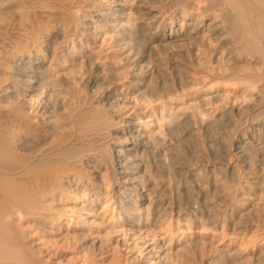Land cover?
I'll return each instance as SVG.
<instances>
[{"label": "rangeland", "instance_id": "374dc122", "mask_svg": "<svg viewBox=\"0 0 264 264\" xmlns=\"http://www.w3.org/2000/svg\"><path fill=\"white\" fill-rule=\"evenodd\" d=\"M8 1L2 40L46 26L53 33L40 34L44 62L0 68V134L25 141H6L14 159L5 166L20 164L24 179L38 166H61L64 178L60 190L19 205L15 227L27 254L4 239L3 252L19 259L0 263L264 264V61L244 50L231 57L203 37L177 44L169 33L161 41L163 28L146 35L157 20L142 17L133 0L119 9L98 0ZM148 3L167 21L175 13L176 0ZM181 14L176 29L192 30L198 11L189 27ZM125 140L134 142L128 158L138 166L129 169L138 171L130 186L114 160Z\"/></svg>", "mask_w": 264, "mask_h": 264}, {"label": "bare ground", "instance_id": "6f19581e", "mask_svg": "<svg viewBox=\"0 0 264 264\" xmlns=\"http://www.w3.org/2000/svg\"><path fill=\"white\" fill-rule=\"evenodd\" d=\"M4 1L6 0H0V21L4 23L5 19L7 20V16L5 15V11L6 10H10L13 6L10 5L8 6L6 9L3 8L2 4L4 3ZM8 1V0H7ZM10 1V0H9ZM8 1V3H9ZM51 1V0H50ZM96 1V0H95ZM124 0H98L96 1L97 5H99V7H112L113 9H119L122 6ZM134 2H138L139 5L141 6L140 9V15H142V17L144 18H148V17H152L155 20H157V23L155 25L149 24L146 26L147 29V33L146 35L152 34L158 30H161L162 28L165 30V35L163 36V38H161V41H166L167 40V35L170 34L171 36V40L173 42H177V44H179V42H183L185 40V36L190 37L194 40H201V38H205L204 41H206L207 39L209 40H213L216 42V44H218L221 47H226L227 51H229V53L231 54V57H233L234 55H236V53L239 50H244L242 51L245 52H251L252 54L257 56V60L258 62L264 61V0H176V7H175V13L173 16H171L170 20L167 21V18L165 15H163L162 13L155 11L154 7L149 4L148 2L151 0H133ZM58 2V1H55ZM7 3V2H6ZM28 3H30L28 1ZM111 3V4H110ZM162 4V3H161ZM51 5V4H50ZM82 5V4H81ZM83 6V5H82ZM18 9V8H17ZM22 9V8H21ZM19 10L18 14H13L15 16H19V13L22 14L20 11L23 10ZM108 9V8H107ZM217 9H220V12L215 13V16H213L212 18H208L209 15H211L214 11H216ZM14 10V8H13ZM26 11V10H25ZM75 11V10H74ZM198 11V18L197 20L194 22V27L192 28V30L186 31L184 29H176V27L174 26V17L177 16L178 14L180 15V13H182V25L184 26H190L192 25V16L193 14ZM16 9H15V13H16ZM13 13V11H12ZM33 13V12H32ZM101 13V12H100ZM103 13V12H102ZM6 14L8 15V13L6 12ZM11 14V13H9ZM25 14V13H24ZM105 14V12H104ZM12 15V14H11ZM10 15V16H11ZM27 15V14H26ZM33 17L34 15L31 14ZM45 15V14H44ZM48 15V14H47ZM99 15V14H98ZM8 15V17H10ZM21 16V15H20ZM24 16V15H22ZM21 16V17H22ZM28 16V15H27ZM114 16V15H113ZM12 17V16H11ZM10 17V20H12ZM14 17V16H13ZM26 17V16H24ZM23 17V18H24ZM17 18V17H15ZM15 18L13 19L14 21H17V19L15 20ZM47 18V17H46ZM53 18V16H51V19ZM22 19V18H21ZM28 19V18H26ZM30 19V18H29ZM77 19V18H76ZM20 20V18H19ZM18 20V21H19ZM44 20V19H43ZM79 20V19H78ZM9 21V20H8ZM23 21V20H22ZM91 21H94V19H91ZM143 21V20H142ZM47 22V21H46ZM72 22V20H71ZM145 22V21H144ZM5 23H7L5 21ZM9 23V22H8ZM12 23V21H11ZM17 24V23H16ZM15 24V25H16ZM23 24V23H22ZM29 24V23H28ZM64 24V23H63ZM67 24V22H66ZM71 24V23H69ZM3 25V24H2ZM11 25V24H10ZM120 25H126L125 22H121ZM5 26H7V24H5ZM13 26V25H12ZM21 26V25H20ZM44 26V25H43ZM57 26V25H56ZM63 26V25H62ZM65 26V25H64ZM10 27V26H9ZM27 27V26H26ZM161 27V28H160ZM29 28V27H28ZM42 28V27H41ZM52 28V27H51ZM69 28V27H68ZM15 29V28H14ZM27 29V28H26ZM2 30V29H1ZM33 30V29H32ZM35 30V29H34ZM58 30V29H57ZM62 31V29H60ZM10 31V30H9ZM13 31V30H12ZM25 31V30H24ZM30 32V30L26 31ZM52 30L48 29L47 26L43 29V31H41L42 35L44 34V36H49L51 34ZM60 32V31H59ZM25 33V34H26ZM41 33H38L35 31V33L32 31V34L30 32V34L28 33L27 36H25V38H20L18 42H13L11 41V43L9 42L11 39H13L14 37H12L11 39L7 41L6 39L2 40L1 39V45L0 46H5L4 42H6V47L5 48H1L0 52L2 53L1 55H3L0 59V68H4L7 67V65L9 64H13L16 63V61L18 60L23 61V60H28L29 58L35 57L39 62L38 63H42L45 61L46 57H44V52H42L41 49V45H40V37H41ZM53 33V32H52ZM74 33V32H73ZM2 34V33H1ZM24 34V35H25ZM1 36V35H0ZM6 36V35H5ZM4 37V36H2ZM9 37V36H6ZM10 38V37H9ZM202 38V39H203ZM43 39V38H42ZM188 39V38H186ZM44 40V39H43ZM4 41V42H3ZM212 41V42H213ZM199 42V41H198ZM16 43H18V45H15ZM206 43V42H205ZM14 44V46H13ZM47 44V43H46ZM203 44V43H202ZM161 45V44H160ZM127 47V46H126ZM155 47V46H154ZM190 47V46H188ZM184 49V48H183ZM214 49V48H213ZM3 50V51H2ZM44 50V49H43ZM213 51V50H212ZM200 53V52H199ZM218 53V52H217ZM227 53V52H226ZM240 53V52H239ZM239 53H237L239 55ZM241 53V55H242ZM246 53V52H245ZM224 54V53H223ZM225 55V54H224ZM250 55V54H249ZM253 56V57H256ZM243 57V56H242ZM54 58V57H53ZM35 59V60H36ZM163 59V57H162ZM255 59V58H254ZM234 61V60H233ZM257 62V63H258ZM31 64V63H30ZM233 64V63H232ZM262 65L264 63H261ZM50 65V64H49ZM260 65V67L262 66ZM11 66V65H10ZM12 67V66H11ZM36 67V66H35ZM163 68V67H162ZM236 68V67H235ZM8 69V68H7ZM30 69V68H29ZM262 69V68H261ZM214 70V69H213ZM31 71V70H30ZM35 71V70H34ZM5 72V71H4ZM26 72V70H25ZM254 72V71H253ZM35 73V72H34ZM33 73V75H34ZM216 73V72H215ZM220 73V72H219ZM32 75V74H31ZM48 75V74H47ZM1 76V75H0ZM35 76V75H34ZM247 77V76H246ZM255 77V76H254ZM258 77V76H257ZM264 77V75H263ZM35 78V77H34ZM45 78V77H44ZM244 78V77H243ZM253 78V77H252ZM261 78V77H258ZM257 79V78H256ZM6 80V79H5ZM8 80V79H7ZM237 81V79H236ZM32 82V81H31ZM240 82V81H239ZM3 83V82H2ZM24 83V82H23ZM28 83V82H27ZM30 83V81H29ZM48 83V82H47ZM249 83V82H248ZM31 84V83H30ZM253 84V83H252ZM259 84V83H258ZM2 85V84H1ZM251 85V84H250ZM264 86V85H263ZM33 87V86H32ZM44 87V86H43ZM253 86H250V88ZM255 88V87H254ZM259 88V87H258ZM251 90V89H250ZM253 90V88H252ZM258 92V91H257ZM22 100V99H21ZM27 100V99H26ZM261 101V100H260ZM22 103V102H21ZM259 105V104H258ZM2 109V107L0 106V110ZM3 109H5V107H3ZM2 109V110H3ZM2 112H0L1 114ZM12 113V112H11ZM3 115V114H2ZM8 115V114H7ZM6 115V116H7ZM12 115V114H11ZM26 116V115H25ZM16 118V117H15ZM20 118V117H19ZM21 118H23V116L21 115ZM20 118V119H21ZM33 120V119H32ZM20 121V120H19ZM23 121V120H22ZM29 121V120H28ZM27 121V122H28ZM34 121V120H33ZM262 121V120H261ZM25 121V123H27ZM46 122V121H45ZM134 122V121H133ZM142 122V121H141ZM23 123V122H22ZM21 123V124H22ZM95 123V122H94ZM3 124V123H2ZM32 124V123H31ZM132 124V123H131ZM134 126H137V124H133ZM17 125H15L14 127H16ZM19 126V125H18ZM4 127V125H3ZM33 127V126H32ZM19 128V127H18ZM16 128V129H18ZM32 129V128H31ZM259 129V128H258ZM5 130V128H4ZM14 129H12L13 131ZM19 130V129H18ZM28 130V129H27ZM26 130V131H27ZM30 130V128H29ZM28 130V132H29ZM139 130V129H138ZM3 131V128H2ZM17 131V130H15ZM14 131V132H15ZM137 131V130H136ZM263 131V130H262ZM6 132V131H5ZM13 132V133H14ZM19 132V131H18ZM4 133V132H3ZM26 133V132H25ZM262 133V132H261ZM19 134V133H18ZM140 134V133H139ZM138 134V135H139ZM24 135V134H23ZM26 135V134H25ZM28 135V134H27ZM32 135V134H31ZM260 135V133H259ZM263 135V134H262ZM132 136V135H131ZM143 136V135H142ZM261 136V135H260ZM264 136V135H263ZM262 136V137H263ZM23 137V136H22ZM20 137L19 135H17V133L12 134V132L10 134H0V262L3 259H11L12 258H18V257H11L14 256L15 254H13L14 252L10 253L8 250L6 252H3L2 246H4V244H8L9 242H7L4 239H11L13 238V240L11 239L12 242H14L15 240H17L16 242H14L16 245V243L18 241H20L19 243H21V247L23 249V253L27 254L28 249L24 246V243H22V235H19V226L15 227L17 225H15L17 223L16 221V213L17 212H21V208L27 203H24L25 201L30 202L33 204V202H38L42 197V195H48L51 194L53 191L57 190L60 185H59V181L60 179L64 178L63 177V170H60L58 166V168H50V167H39L40 170H38L37 173H30L29 171L32 168H29L30 170L27 171L29 175V177L27 178H21V175H23L24 173L20 172V176L17 174V170L19 165H17V170L14 167H6V161H10L12 154L11 150L9 149V147L7 146L6 141H9L10 143H13L16 147H18L19 145L21 146L25 141H23V138ZM141 138V137H140ZM144 138V137H143ZM128 139V138H127ZM25 140V139H24ZM130 140V138H129ZM138 140V138H137ZM126 144L125 147L122 149H117L118 153L115 156V163L117 165V178L120 180V183L130 186L132 184L137 183V177H134L131 175V173H138V171L136 172H130L129 169L132 168H137L138 166L136 164L132 165V161L133 159L128 158V156L133 155L135 147H133L131 145V141L125 140ZM50 143V142H49ZM48 143V144H49ZM66 143V142H65ZM134 143V142H133ZM132 143V144H133ZM140 143V142H139ZM260 143V142H259ZM264 143V142H262ZM55 144V143H54ZM138 144V142L136 143ZM12 145V144H11ZM62 145V144H61ZM60 145V146H61ZM14 146V147H15ZM47 146V145H46ZM49 146V145H48ZM54 146V145H53ZM52 146V147H53ZM56 146V145H55ZM262 147V146H261ZM56 148V147H55ZM54 148V149H55ZM264 150V146L262 147ZM20 149V148H19ZM51 150V149H49ZM48 150V151H49ZM13 152V150H12ZM21 152V151H20ZM43 152V151H42ZM17 153H18V149H17ZM45 153V152H44ZM250 153V152H249ZM39 154V153H38ZM56 154V153H55ZM14 155V154H13ZM20 155V154H19ZM58 155V154H57ZM135 156V155H133ZM18 158V157H17ZM30 158V157H29ZM12 159H14V157H12ZM11 159V160H12ZM19 159V158H18ZM33 159V158H32ZM57 159V158H56ZM88 159V158H87ZM21 160V159H20ZM19 160V161H20ZM25 160V159H24ZM31 159H29L30 162ZM83 160V157H82ZM26 161V160H25ZM5 162V164H3ZM13 162V161H12ZM10 162V163H12ZM58 162V161H57ZM24 163V162H23ZM28 163V162H27ZM136 163V162H135ZM74 164V163H73ZM77 164V163H76ZM12 165H14L12 163ZM27 165V164H26ZM42 165V163H41ZM238 165V164H237ZM10 166V165H9ZM25 166V165H24ZM21 167L23 168V166L21 165ZM28 169V168H27ZM26 169V170H27ZM20 170V168H19ZM21 171V170H20ZM32 171V170H31ZM30 171V172H31ZM98 171V170H97ZM65 172V171H64ZM66 173V172H65ZM26 174V173H25ZM100 174V173H99ZM98 172H96L95 174V178H99ZM67 176V175H66ZM243 177V176H242ZM244 179V178H242ZM260 182V181H259ZM258 181H256L255 183H259ZM133 187V186H132ZM138 188V187H137ZM61 188H59L60 190ZM56 194V193H55ZM41 195V197H39ZM54 195V194H53ZM138 195L139 197L136 198L137 200H144L146 198V194L144 193V191H138ZM43 196V197H44ZM230 196V195H229ZM46 197V196H45ZM44 197V198H45ZM49 197V196H48ZM39 199V200H38ZM132 199V198H131ZM136 200V201H137ZM24 203L22 204L21 203ZM36 204V203H35ZM131 204H135V206H137L136 202H132ZM22 206L21 208L19 207ZM28 205V204H27ZM41 205V204H40ZM256 205V204H255ZM34 206V205H33ZM32 206V207H33ZM253 206V205H252ZM40 207V206H39ZM123 207H127V208H134V206L131 205H123ZM264 207V206H263ZM38 208V207H37ZM24 209V207L22 208ZM30 209V208H29ZM31 209H35V208H31ZM39 209V208H38ZM264 209V208H263ZM41 210V209H40ZM38 211V210H37ZM16 221V223H15ZM243 221V220H242ZM242 221L240 220V222L242 223ZM248 221V220H247ZM250 223V222H249ZM245 226V229L248 227V222H243ZM139 229L138 231H142L145 227V223L139 224ZM238 227V226H237ZM242 228V227H241ZM17 229V230H16ZM241 230V229H240ZM20 233V232H19ZM232 235V234H231ZM263 237V236H262ZM261 237V238H262ZM259 238V237H258ZM257 238V239H258ZM15 239V240H14ZM5 242V243H4ZM24 242V240H23ZM18 243V245H19ZM6 244V245H7ZM5 247L7 248L8 246ZM13 248V247H11ZM5 249V248H4ZM8 249V248H7ZM10 250V249H9ZM12 251V250H11ZM30 252V251H29ZM28 252V255H29ZM13 254V255H10ZM24 254V256H25ZM32 254V253H31ZM30 254V255H31ZM17 255V254H16ZM29 255V256H30ZM27 256V255H26ZM27 258L29 259V257L27 256ZM19 259V258H18ZM17 260V259H16ZM4 261V260H3ZM6 261V260H5ZM39 261V260H37ZM16 262V261H15ZM11 263V262H10ZM3 264V263H0ZM13 264V263H11ZM35 264H36V260H35Z\"/></svg>", "mask_w": 264, "mask_h": 264}]
</instances>
